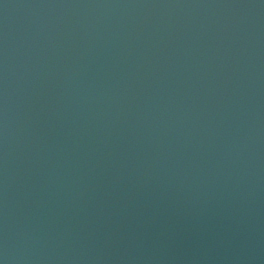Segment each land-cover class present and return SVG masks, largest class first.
Masks as SVG:
<instances>
[{
    "label": "water",
    "instance_id": "95a60500",
    "mask_svg": "<svg viewBox=\"0 0 264 264\" xmlns=\"http://www.w3.org/2000/svg\"><path fill=\"white\" fill-rule=\"evenodd\" d=\"M0 264H264V0H0Z\"/></svg>",
    "mask_w": 264,
    "mask_h": 264
}]
</instances>
